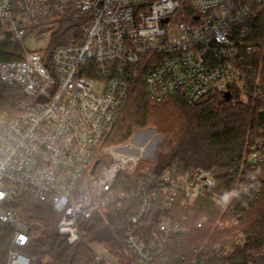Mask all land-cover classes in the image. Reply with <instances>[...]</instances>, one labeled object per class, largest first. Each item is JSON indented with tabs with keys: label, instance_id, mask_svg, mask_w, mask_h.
Wrapping results in <instances>:
<instances>
[{
	"label": "built area",
	"instance_id": "built-area-1",
	"mask_svg": "<svg viewBox=\"0 0 264 264\" xmlns=\"http://www.w3.org/2000/svg\"><path fill=\"white\" fill-rule=\"evenodd\" d=\"M261 6L264 0H0V82L24 96L17 112L0 114L5 264L49 260L45 225L24 215L29 198L50 205L54 230L68 244L84 239L85 220L127 215L125 254L88 242L94 264H235L225 258L229 244L214 235L239 225L233 200L212 197L232 216L205 236L192 229L206 227L207 217H173L178 205L193 209L216 188L214 170L167 172L159 184L142 170L145 178L129 184L153 159L146 146L128 152L107 137L139 80L157 102L181 93L193 103L211 91L264 98V75L251 60L258 46L248 38ZM66 23L76 25L62 34ZM54 26L47 47H28ZM249 162L264 165V145ZM234 200L251 204L238 192Z\"/></svg>",
	"mask_w": 264,
	"mask_h": 264
},
{
	"label": "trees",
	"instance_id": "trees-1",
	"mask_svg": "<svg viewBox=\"0 0 264 264\" xmlns=\"http://www.w3.org/2000/svg\"><path fill=\"white\" fill-rule=\"evenodd\" d=\"M249 24L251 32L248 38L258 46L251 60L264 75V6L258 8ZM74 25L66 23L60 31L63 34L68 28L72 30ZM71 38V35L55 37L53 44ZM23 98L20 88L0 82V114L17 112ZM149 126L155 127L164 136L163 142L152 162H141L129 184L145 178L142 170H149L151 180L158 184L167 172L179 175L199 168L214 170L216 188L201 196L193 209L178 205L173 217L185 215L195 220L207 217L206 227L192 229L194 235L205 236L222 217L232 216L229 210L215 205L212 197L216 195L233 200L239 209V225L224 235L214 233L216 238L229 244L230 252L225 258L235 264H264V165L253 166L249 162L254 147L264 145V98L250 94L244 101L238 94L211 91L193 103L181 93L157 102L149 98L143 82L139 80L121 109L107 143H127L135 130ZM237 192L243 201H251L248 208H243L241 202L234 200ZM26 206L24 215L43 223L50 238L46 264H94L93 251L88 244L92 241L104 244L117 257L125 254L126 214L106 220L94 217L83 221L84 239L68 244L54 230L57 214L48 203L29 198ZM162 214L172 215L163 211ZM151 221L155 224L157 220ZM8 249L9 233L0 231V264H5ZM23 250L32 254L26 248Z\"/></svg>",
	"mask_w": 264,
	"mask_h": 264
},
{
	"label": "rangeland",
	"instance_id": "rangeland-1",
	"mask_svg": "<svg viewBox=\"0 0 264 264\" xmlns=\"http://www.w3.org/2000/svg\"><path fill=\"white\" fill-rule=\"evenodd\" d=\"M57 29V26L50 27L48 29V35L45 37H40L38 42H28V47L41 48L47 47L50 43V39L53 31ZM164 136L157 131L155 127L149 126L144 129L135 130L133 137L127 143H122L130 148L125 149L128 152L138 151L141 153L142 146H146L145 155L150 159H154L156 155V150L159 145L163 142Z\"/></svg>",
	"mask_w": 264,
	"mask_h": 264
},
{
	"label": "flooded vegetation",
	"instance_id": "flooded-vegetation-1",
	"mask_svg": "<svg viewBox=\"0 0 264 264\" xmlns=\"http://www.w3.org/2000/svg\"><path fill=\"white\" fill-rule=\"evenodd\" d=\"M127 148H130V147H128V146H123L122 149L125 150V149H127Z\"/></svg>",
	"mask_w": 264,
	"mask_h": 264
}]
</instances>
